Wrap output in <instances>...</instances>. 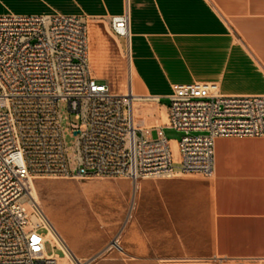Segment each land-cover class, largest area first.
Wrapping results in <instances>:
<instances>
[{
    "label": "crops",
    "instance_id": "obj_1",
    "mask_svg": "<svg viewBox=\"0 0 264 264\" xmlns=\"http://www.w3.org/2000/svg\"><path fill=\"white\" fill-rule=\"evenodd\" d=\"M29 1L36 3L13 14L108 19L127 13V81L144 100L137 117L143 127L166 123L168 105L160 100H168L175 84L218 82L222 94H264V0ZM122 42L95 25L88 57L94 77L108 82L121 76ZM98 183L109 211L89 220L93 209L75 203L76 238L53 212L52 219L45 215L75 260L264 264V137L216 139L209 177L176 172L171 178Z\"/></svg>",
    "mask_w": 264,
    "mask_h": 264
},
{
    "label": "built area",
    "instance_id": "obj_2",
    "mask_svg": "<svg viewBox=\"0 0 264 264\" xmlns=\"http://www.w3.org/2000/svg\"><path fill=\"white\" fill-rule=\"evenodd\" d=\"M89 19L0 14V264H57V253H47L45 244L62 250L48 238L49 221L31 198L37 178L209 177L216 139L264 137V94H222L218 82L173 85L166 123L135 124L128 81L121 94L92 74ZM107 21L127 45V13ZM61 102L76 121L70 123L72 157L60 125ZM165 128L181 134L176 154Z\"/></svg>",
    "mask_w": 264,
    "mask_h": 264
},
{
    "label": "rangeland",
    "instance_id": "obj_3",
    "mask_svg": "<svg viewBox=\"0 0 264 264\" xmlns=\"http://www.w3.org/2000/svg\"><path fill=\"white\" fill-rule=\"evenodd\" d=\"M35 3L36 2H31L29 0H0V14L16 13V7H29L35 5ZM92 20L95 21V25L100 34L108 36L111 40L114 39V36H112V33L109 30L107 19ZM94 36L95 33L92 32L88 26L89 60L91 53L90 40ZM122 45V50H120L122 58L121 76L115 75L107 79L112 90L118 93H121L119 82H123L125 79L127 82V53L124 47V41L122 42ZM160 102L161 104L168 105V100L166 98H162ZM163 113L165 114V111H163ZM59 114L61 117L60 125L63 130L64 142L68 151V156L72 157V145L74 143L75 137L71 135L70 123H74L76 121L68 112L66 104L63 102H61L59 105ZM164 136L169 141H172L179 139L181 134L175 130L165 128ZM116 180L121 179L67 180L43 177L35 179L34 188L39 201L38 204L40 205L44 214L52 219L51 213L53 212L52 216L59 222L65 224L68 234L71 237L76 238L75 232L73 231V226H71V217L75 210L73 205L75 203H80L88 206V208L91 207L93 209V213L89 212V220L95 219L96 216L101 215L103 212L109 211V204L106 197L100 195L103 189H101V185L98 182H113ZM60 249L63 253L57 250H52L48 243L45 244V250L47 253H57V256L64 257L65 264H73L72 261L65 256L63 249L61 247ZM100 254H105V252H101ZM77 261L78 260H75L76 263ZM78 262L80 264H84L82 261ZM98 262L99 260L96 261V264Z\"/></svg>",
    "mask_w": 264,
    "mask_h": 264
},
{
    "label": "bare ground",
    "instance_id": "obj_4",
    "mask_svg": "<svg viewBox=\"0 0 264 264\" xmlns=\"http://www.w3.org/2000/svg\"><path fill=\"white\" fill-rule=\"evenodd\" d=\"M88 26L90 28V30H92V32L95 33V21L90 19L88 20ZM115 41H117V39H115ZM118 43V41H117ZM88 48H89V43H88ZM88 57H89V51H88ZM119 87L121 88V94H125L126 92V86H125V80L123 82H119ZM132 99L130 102L131 105V110H132V114H133V118H134V122L135 124H138L137 122V117L139 116L140 113V109L142 108L144 100L142 98H140L139 96H137L133 91H132ZM172 150L174 152V154H176V145L175 143H172ZM36 192H35V188H33L32 194H31V198L35 199V201H38V198L36 196ZM30 198V199H31ZM49 221V220H48ZM48 228H49V234H48V238L52 239L53 242H55L57 245H59L64 253L65 256L72 261L73 264H80L78 261L77 263L75 262L74 257L72 256V254L69 252V250L66 248V246L63 244V242L60 240L58 234L56 233V231H54L55 229L53 228L52 224L49 222L48 224ZM57 264H65V259L64 257H59L57 256Z\"/></svg>",
    "mask_w": 264,
    "mask_h": 264
}]
</instances>
